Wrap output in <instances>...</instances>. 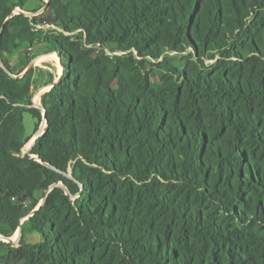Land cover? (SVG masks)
Instances as JSON below:
<instances>
[{"label":"trees","instance_id":"16d2710c","mask_svg":"<svg viewBox=\"0 0 264 264\" xmlns=\"http://www.w3.org/2000/svg\"><path fill=\"white\" fill-rule=\"evenodd\" d=\"M28 1L0 0V235L54 187L0 264H264V0Z\"/></svg>","mask_w":264,"mask_h":264},{"label":"rangeland","instance_id":"374dc122","mask_svg":"<svg viewBox=\"0 0 264 264\" xmlns=\"http://www.w3.org/2000/svg\"><path fill=\"white\" fill-rule=\"evenodd\" d=\"M46 2H47V0H29L27 5H26V12H31L34 15L41 14L46 10ZM18 10H20V8L15 10V13H17ZM34 15H32V16H34ZM45 28L48 29L49 26H45ZM25 50L26 49H21V50H18L16 52V54L12 60V64H13V66L17 72L21 71V69L23 68V65H24L23 61H25L26 55L28 57H31V60L28 64V67L31 65L32 66L31 68L35 69V78H36L35 85L33 88V103L40 107V105H42V103H41L42 96L47 91H49V89L51 88V84H47V83L50 81V79L52 77L55 80H58L59 75H60V71L62 72L63 68L61 66V63L59 60L60 58L58 56H55V58H50L46 61L39 63V60H40L39 57L40 56H42L43 54H45L47 52H51L47 48L46 44H37L34 48L28 49L29 53H27L26 55L24 53ZM153 78L156 81L158 80V77L156 76L155 73L153 74ZM38 94H40L39 95L40 99L36 100V97ZM35 123H36V119L30 113H25V127H26L28 135H33V133L35 131ZM40 127L43 130V133L45 134L47 126L43 122H41ZM35 136H36V134L27 143V145L24 147V150H31L32 142H33V139L35 138ZM45 196H46V192H43V191H40L37 194V198L39 199V203L37 204V206H39L42 203ZM12 236H13L12 238H13L14 242H10L8 239H5V238H0V239H2L6 243H11L13 245H17L19 243L18 231H16L15 234ZM42 240H43V238H42L41 234H39V233H36V232L28 233L27 232V234H26V241L29 243H38V242H41Z\"/></svg>","mask_w":264,"mask_h":264},{"label":"water","instance_id":"95a60500","mask_svg":"<svg viewBox=\"0 0 264 264\" xmlns=\"http://www.w3.org/2000/svg\"><path fill=\"white\" fill-rule=\"evenodd\" d=\"M20 11H21V10H18V12H20ZM18 12H17V13H18ZM26 14L29 15V16L34 15V14H32L31 12H26ZM56 53H57V52H56ZM57 54H58V53H57ZM59 60H60V59H59ZM0 63H1L2 66H4L1 57H0ZM60 63H61V61H60ZM61 66H62V68H63L62 63H61ZM31 67H32L31 65H30L29 67H27L26 70H25L22 74H20L19 76L22 77V76H23V75H24L29 69H31ZM6 70H7V69H6ZM61 77H62V76H59L58 80H55V81L51 84V88H52L57 82H59V80L61 79ZM51 88H50V89H51ZM50 89H49V90H50ZM34 106H36V107L40 108L41 110H43L44 115H43V121H42V122H43L46 126H48V121H47V117H46L45 109L43 108V106L40 105V107H39L38 105H35V104H34ZM42 135H44V133H43V130L41 129V127H40L39 130H38V132L36 133L35 138L33 139L32 147H33V145L35 144L36 139H37L38 137L42 136ZM24 156H31V157H36V158H37L36 155H33V154L30 153V150H24ZM61 184L64 186V184H63L62 182H61ZM56 185L58 186V185H60V184H56ZM53 187H54V186H53ZM53 187H51V188L46 192V196H47L48 193L53 189ZM64 187H65V186H64ZM65 188H66V187H65ZM46 196H45V198L43 199L42 203H41L39 206H37L34 210H32V212H31L27 217H25L24 219L21 220L20 226H19V228H18V230H17V231L19 232V243H18L16 246L20 245V243H21V238H22V224H23L24 221L27 220L30 216L34 215L35 212H36L38 209H40V207L42 206V204L44 203V201H45V199H46ZM12 237H13V236L7 237V236L0 235V238H5V239H8L10 242H14V240H13Z\"/></svg>","mask_w":264,"mask_h":264},{"label":"crops","instance_id":"0c3cea01","mask_svg":"<svg viewBox=\"0 0 264 264\" xmlns=\"http://www.w3.org/2000/svg\"><path fill=\"white\" fill-rule=\"evenodd\" d=\"M52 54H54V53H45V54H43L42 56H40L39 57V63H41V62H43V61H46V60H48V59H50V58H55V56L53 55L52 56ZM57 54V53H56ZM62 69V68H61ZM62 73H63V71L61 72L60 71V75L59 76H62ZM25 240H26V236H25Z\"/></svg>","mask_w":264,"mask_h":264},{"label":"bare ground","instance_id":"6f19581e","mask_svg":"<svg viewBox=\"0 0 264 264\" xmlns=\"http://www.w3.org/2000/svg\"><path fill=\"white\" fill-rule=\"evenodd\" d=\"M39 95H40V94L37 95L36 100H39ZM18 234H19V232H18Z\"/></svg>","mask_w":264,"mask_h":264},{"label":"built area","instance_id":"2783aa9c","mask_svg":"<svg viewBox=\"0 0 264 264\" xmlns=\"http://www.w3.org/2000/svg\"><path fill=\"white\" fill-rule=\"evenodd\" d=\"M39 99H40V96H39Z\"/></svg>","mask_w":264,"mask_h":264}]
</instances>
